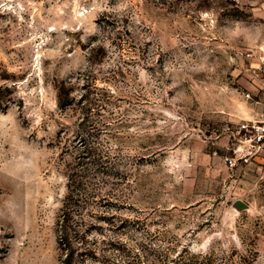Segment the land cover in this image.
I'll return each mask as SVG.
<instances>
[{"label":"rangeland","instance_id":"obj_1","mask_svg":"<svg viewBox=\"0 0 264 264\" xmlns=\"http://www.w3.org/2000/svg\"><path fill=\"white\" fill-rule=\"evenodd\" d=\"M262 102L264 0H0V264H264Z\"/></svg>","mask_w":264,"mask_h":264},{"label":"built area","instance_id":"obj_2","mask_svg":"<svg viewBox=\"0 0 264 264\" xmlns=\"http://www.w3.org/2000/svg\"><path fill=\"white\" fill-rule=\"evenodd\" d=\"M233 137L235 146L229 148L232 155L224 158L229 167L235 166L237 162L247 163L264 150V102H262L260 113L253 118L239 122L233 132Z\"/></svg>","mask_w":264,"mask_h":264},{"label":"water","instance_id":"obj_3","mask_svg":"<svg viewBox=\"0 0 264 264\" xmlns=\"http://www.w3.org/2000/svg\"><path fill=\"white\" fill-rule=\"evenodd\" d=\"M235 207L241 209L245 207V204H243L241 201H237L235 202Z\"/></svg>","mask_w":264,"mask_h":264}]
</instances>
